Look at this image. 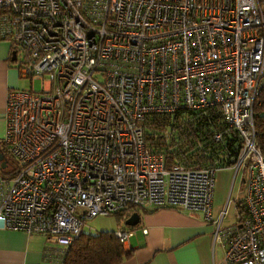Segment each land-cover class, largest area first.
I'll list each match as a JSON object with an SVG mask.
<instances>
[{
  "label": "built area",
  "instance_id": "obj_1",
  "mask_svg": "<svg viewBox=\"0 0 264 264\" xmlns=\"http://www.w3.org/2000/svg\"><path fill=\"white\" fill-rule=\"evenodd\" d=\"M0 40L18 75L8 88L0 228L42 232L65 254L86 219L127 206L201 213L225 264H264V0H0ZM216 107L226 164L165 162L143 137L149 113ZM241 175V212L213 219L214 171ZM237 200V201H238ZM130 229L117 228L123 244ZM146 228L142 227L141 232Z\"/></svg>",
  "mask_w": 264,
  "mask_h": 264
},
{
  "label": "crops",
  "instance_id": "obj_2",
  "mask_svg": "<svg viewBox=\"0 0 264 264\" xmlns=\"http://www.w3.org/2000/svg\"><path fill=\"white\" fill-rule=\"evenodd\" d=\"M12 65L10 46L0 40V182L16 172L3 142L6 91L16 88L18 76ZM220 210L212 213L213 219L219 217ZM137 211L138 222L127 228L131 231L122 244L130 255L118 264H225V242L214 239L213 221L204 220L200 212L173 207ZM59 250L42 232L0 228V264H63L64 254Z\"/></svg>",
  "mask_w": 264,
  "mask_h": 264
},
{
  "label": "trees",
  "instance_id": "obj_3",
  "mask_svg": "<svg viewBox=\"0 0 264 264\" xmlns=\"http://www.w3.org/2000/svg\"><path fill=\"white\" fill-rule=\"evenodd\" d=\"M253 112L255 141L264 155V109L261 105H255ZM141 126L147 146L161 153L165 162L178 161L186 165L213 162L226 164L220 161L225 158L217 155L221 147L212 138L214 130L224 134L226 129L214 106L198 110H178L172 114L149 113L142 119ZM139 208L153 209L127 206L115 211L113 214L116 215L117 228H131L123 221ZM236 209L237 213L241 212L240 200L236 203ZM114 230L93 233L81 230L68 245L62 263L118 264L130 255V251L124 249Z\"/></svg>",
  "mask_w": 264,
  "mask_h": 264
},
{
  "label": "rangeland",
  "instance_id": "obj_4",
  "mask_svg": "<svg viewBox=\"0 0 264 264\" xmlns=\"http://www.w3.org/2000/svg\"><path fill=\"white\" fill-rule=\"evenodd\" d=\"M12 68L15 71L17 70L15 66ZM16 80V88H33L35 90L39 88V80L37 78L29 81L16 75ZM240 178L241 175L238 172L234 173L231 168H219L214 171L211 209L213 215L216 210L225 209L222 223H229L235 219L237 200L244 194L243 182H240ZM116 223V215L113 213L108 215H95L85 220L82 225V231L93 233L100 230H107L116 227Z\"/></svg>",
  "mask_w": 264,
  "mask_h": 264
},
{
  "label": "water",
  "instance_id": "obj_5",
  "mask_svg": "<svg viewBox=\"0 0 264 264\" xmlns=\"http://www.w3.org/2000/svg\"><path fill=\"white\" fill-rule=\"evenodd\" d=\"M10 58L13 59V51L10 54ZM138 219H139V213L134 210L124 219L123 223L126 225H134L138 222Z\"/></svg>",
  "mask_w": 264,
  "mask_h": 264
}]
</instances>
